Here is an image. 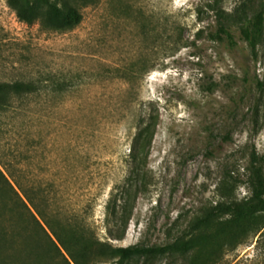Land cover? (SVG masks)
<instances>
[{
    "label": "rangeland",
    "instance_id": "374dc122",
    "mask_svg": "<svg viewBox=\"0 0 264 264\" xmlns=\"http://www.w3.org/2000/svg\"><path fill=\"white\" fill-rule=\"evenodd\" d=\"M212 1L99 0L76 27L54 31L0 0V81L40 88L0 116V170L114 246L172 241L219 200L223 180L247 198L254 157L264 170V33L255 56L237 25L234 45L214 40ZM217 1L227 12L264 2ZM141 119L155 126L148 145L134 141ZM126 183L132 212L110 239L106 203ZM258 236L221 264H261Z\"/></svg>",
    "mask_w": 264,
    "mask_h": 264
},
{
    "label": "trees",
    "instance_id": "16d2710c",
    "mask_svg": "<svg viewBox=\"0 0 264 264\" xmlns=\"http://www.w3.org/2000/svg\"><path fill=\"white\" fill-rule=\"evenodd\" d=\"M98 1L7 0V3L22 22L39 23L47 30L68 31L82 21L81 9ZM208 6L217 21L211 37L219 41L226 39L234 45L230 26L237 25L241 38L255 56L264 33V2L260 1L253 10H248L241 2L229 12L217 0ZM39 89L32 81H0V116L14 100L28 98ZM137 126L134 141L142 140L143 145H148L154 124L141 119ZM131 157L134 161L139 159L135 142ZM248 188L250 195L238 200L236 186L223 180L217 190L219 200L195 216L181 235L168 243L114 246L108 240H100L83 219L60 218V213L51 209L47 198L40 195L41 191L23 187L11 173L6 175L0 170V264H97L111 260L115 264H139L156 258L168 260L167 264L176 261L221 264L225 253L244 244L250 236L259 234L257 243L264 245V170L255 157ZM132 189L133 184L126 183L122 195L110 193L106 203L110 239H121L125 234L132 212ZM136 190L135 185L134 192ZM259 258L264 264V251L258 253L255 260Z\"/></svg>",
    "mask_w": 264,
    "mask_h": 264
}]
</instances>
